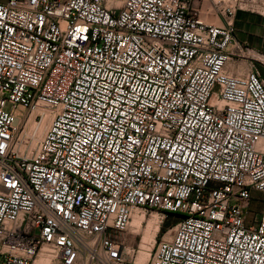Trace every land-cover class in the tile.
I'll return each instance as SVG.
<instances>
[{"label":"built area","instance_id":"built-area-1","mask_svg":"<svg viewBox=\"0 0 264 264\" xmlns=\"http://www.w3.org/2000/svg\"><path fill=\"white\" fill-rule=\"evenodd\" d=\"M237 2H0V264H130L154 212L147 264H264V78L230 66L264 0Z\"/></svg>","mask_w":264,"mask_h":264},{"label":"rangeland","instance_id":"rangeland-1","mask_svg":"<svg viewBox=\"0 0 264 264\" xmlns=\"http://www.w3.org/2000/svg\"><path fill=\"white\" fill-rule=\"evenodd\" d=\"M210 1V0H208ZM230 4L233 0H226ZM245 7L246 0H238L237 4ZM196 5L202 7L201 2H197ZM233 48V46H232ZM252 56L260 60V63L257 64V68L260 70L262 77L264 78V56L259 55L256 52L251 53ZM243 60L242 58L234 57L230 63H239ZM245 60V59H244ZM12 106L10 104L7 105L6 111H11ZM25 111L21 108H18L17 114L19 117L24 115ZM33 120V121H32ZM25 130V132H30L32 135L34 134V129H31V126L34 123V119H32ZM38 125V123H37ZM37 141V140H35ZM263 209L262 206H258L255 202L251 201L250 206L246 209L249 217L251 219ZM153 221V223L151 222ZM180 220V215L171 214V213H163V212H154L151 215H146L145 219L140 222L139 227L131 225L129 229L121 235L123 242L126 245L127 251L130 252V264H138V259L140 257L145 258L146 264L149 260L150 250L156 240H160L162 237L169 238L171 234H167ZM159 226V227H158ZM160 228V229H159ZM136 231V232H135ZM147 257V258H146Z\"/></svg>","mask_w":264,"mask_h":264},{"label":"crops","instance_id":"crops-1","mask_svg":"<svg viewBox=\"0 0 264 264\" xmlns=\"http://www.w3.org/2000/svg\"><path fill=\"white\" fill-rule=\"evenodd\" d=\"M5 1L7 0H0V2ZM236 28L237 43L248 48L251 53L256 52L264 56V17L256 13L240 10L236 17ZM244 59L239 63H230V66H238L242 73H246L249 70L257 68V64L260 63L256 58L249 57ZM252 201L256 205L263 207L264 193L254 192Z\"/></svg>","mask_w":264,"mask_h":264},{"label":"bare ground","instance_id":"bare-ground-1","mask_svg":"<svg viewBox=\"0 0 264 264\" xmlns=\"http://www.w3.org/2000/svg\"><path fill=\"white\" fill-rule=\"evenodd\" d=\"M33 121V120H32ZM33 125L31 126V129H34V141L35 140H39L42 138V136L45 134L46 130L48 129L49 125H50V120L49 118H46L45 120H43L41 123H37L34 121V123H32ZM145 216L146 215H142V214H139V213H135L132 217V223L134 226H136L137 228L139 227L140 225V222L142 220L145 219ZM151 222L153 223V221L151 220ZM131 225V224H130ZM159 227V226H158ZM160 229V228H159ZM136 232V231H135ZM152 248V247H151ZM149 248V250L151 249ZM147 258V257H146ZM146 261L145 258L143 257H140L138 259V264H146Z\"/></svg>","mask_w":264,"mask_h":264}]
</instances>
